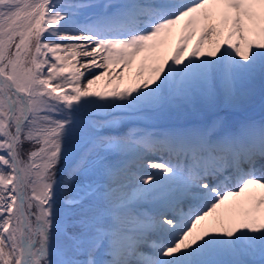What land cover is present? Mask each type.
Segmentation results:
<instances>
[{
    "label": "snow or ice",
    "instance_id": "1",
    "mask_svg": "<svg viewBox=\"0 0 264 264\" xmlns=\"http://www.w3.org/2000/svg\"><path fill=\"white\" fill-rule=\"evenodd\" d=\"M258 79L264 0H0V264H264Z\"/></svg>",
    "mask_w": 264,
    "mask_h": 264
},
{
    "label": "rangeland",
    "instance_id": "2",
    "mask_svg": "<svg viewBox=\"0 0 264 264\" xmlns=\"http://www.w3.org/2000/svg\"><path fill=\"white\" fill-rule=\"evenodd\" d=\"M207 58L208 57H202V59H207ZM81 70L83 71L84 69H81ZM93 71H99V70H93ZM254 105H255L254 109L250 110V108H252V106H254ZM233 112H234L233 110L223 108V107H221V109L219 110V113H222V114L229 113L230 114L229 116L232 118L239 117V115H242L244 117H248L246 115L248 113H253V114L254 113H264V81L258 79L254 85V90H253L252 95L247 100H245V102L242 104L241 108L238 111H236L235 116H234ZM183 122H184L183 120L177 121L175 117H172L170 119L160 121L159 124H161L162 126H166V125L171 126L173 124L183 123ZM151 123H152V121L144 120V121H141L138 126L144 127V126L151 124ZM154 159H156V158H154ZM141 160L147 161V160H152V159H149V158L143 157V156H138V155L132 156L129 158V163L131 165V171L133 173L139 169ZM157 160H159V159H157ZM144 171H146L148 173H152V172H155L156 170L144 169Z\"/></svg>",
    "mask_w": 264,
    "mask_h": 264
},
{
    "label": "bare ground",
    "instance_id": "3",
    "mask_svg": "<svg viewBox=\"0 0 264 264\" xmlns=\"http://www.w3.org/2000/svg\"><path fill=\"white\" fill-rule=\"evenodd\" d=\"M81 59H83V58H81Z\"/></svg>",
    "mask_w": 264,
    "mask_h": 264
}]
</instances>
